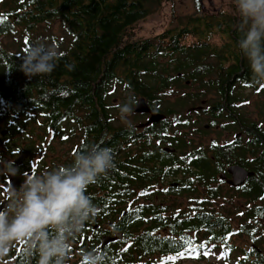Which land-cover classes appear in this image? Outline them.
Segmentation results:
<instances>
[{"label": "trees", "instance_id": "16d2710c", "mask_svg": "<svg viewBox=\"0 0 264 264\" xmlns=\"http://www.w3.org/2000/svg\"><path fill=\"white\" fill-rule=\"evenodd\" d=\"M217 1L220 9L213 11L208 5L204 12L196 0L197 14L176 28L136 38L138 25L167 0H0V40H13L11 49L0 41V124L13 130L16 120L33 123L37 115L39 137L48 131L53 138L67 137L78 151L90 139L110 137V103L116 94L143 97L166 114L170 105L162 94L172 85L187 88L185 82L201 83L205 95L214 91L213 104L224 100L231 109L245 102L242 92L248 91L258 97V108L264 112V85L253 80L238 46L242 33L235 0ZM55 22L63 38L43 37L40 30ZM37 39L54 44L63 55L50 74L29 78L20 71L18 57ZM161 60L168 61V67ZM189 99L183 96L175 106L184 107ZM116 130L113 127V141L121 136ZM119 161L126 163L127 156ZM127 189L125 176L113 183V237L118 238L109 256L113 264H160L164 257L172 264L179 259L201 261L212 248L227 262L264 264V255L247 254V245L235 244L233 237L242 235L231 234L226 218L215 217L209 223L200 209L194 219L162 220L155 215L142 225L126 205L131 198ZM158 213L141 209V215ZM163 229L169 233L164 235Z\"/></svg>", "mask_w": 264, "mask_h": 264}, {"label": "flooded vegetation", "instance_id": "af4514ba", "mask_svg": "<svg viewBox=\"0 0 264 264\" xmlns=\"http://www.w3.org/2000/svg\"><path fill=\"white\" fill-rule=\"evenodd\" d=\"M144 102L151 112L165 119L146 125L150 115L135 113L133 119H141V122L133 124L134 127L114 120L106 133L110 137L89 140L88 146L99 145L113 150L119 143V147L114 153L113 168L87 189L86 194L98 213L94 222L87 223L73 242L68 264H81L82 253L91 250L104 256V264H113L109 257L113 253V243L102 249L101 242L104 237L114 236L113 183L122 176L127 179V191L131 195L126 205L132 210L134 220L141 219L142 225L155 215L162 220L171 216L179 220L194 219L200 209L209 217V223L214 222L215 217L226 218L232 228L231 234H241L249 243L247 254L253 251L263 256L258 245L262 246L264 240L261 233L264 232V124L244 121L241 109L229 108L224 100L220 105L201 100L200 105L185 109L182 117L183 109L180 108L183 107L170 106L163 114L162 108L150 106L146 99ZM12 125L13 130L0 124V158L14 160L19 168V174L13 176L17 184L12 181L16 188L23 184L25 173L40 175L61 165L68 166L75 153L87 147L83 144L77 151L72 140L60 136L53 138L49 131L46 137H39L33 123L16 120ZM113 127L118 135L121 132L114 141ZM123 156H127L126 163L119 161ZM231 167L251 174L243 185L232 187L229 184L232 176L228 169ZM9 183L8 177L0 176V201H4ZM165 200L171 207L165 206ZM230 202H234L237 218L226 216V210L223 213L224 205ZM136 209L140 211L135 213ZM141 209L159 213L141 215ZM170 209L174 212L167 216ZM161 231L164 235L169 233ZM37 259L36 254H29L26 246L20 243L0 260V264H36ZM164 263L172 264L170 260Z\"/></svg>", "mask_w": 264, "mask_h": 264}, {"label": "clouds", "instance_id": "9594fccd", "mask_svg": "<svg viewBox=\"0 0 264 264\" xmlns=\"http://www.w3.org/2000/svg\"><path fill=\"white\" fill-rule=\"evenodd\" d=\"M235 4L242 33L239 49L249 62L253 80L264 85V0H235ZM62 55L54 44L37 39L18 57L20 71L29 78L50 74ZM138 103L131 95L117 105L121 122L129 128L134 127L129 117L136 115ZM114 161L111 148L89 145L68 166L40 175L25 173L19 188L9 183L0 201V260L22 243L29 254L38 256L36 264H68L73 242L98 213L87 189L113 168ZM18 174L14 160L0 158V176ZM81 264H104V256L97 250L84 251Z\"/></svg>", "mask_w": 264, "mask_h": 264}, {"label": "rangeland", "instance_id": "374dc122", "mask_svg": "<svg viewBox=\"0 0 264 264\" xmlns=\"http://www.w3.org/2000/svg\"><path fill=\"white\" fill-rule=\"evenodd\" d=\"M197 1L200 3L201 9H203L204 12L209 11L208 5L210 6V9L213 11L221 8V7L220 8L218 7L217 0H197ZM155 12L156 13L153 14L149 19H147L146 21H143L142 23L138 25L139 28L136 31V38L137 37L142 38L147 35L158 33L162 30L164 31L167 29L176 28L177 25H179L182 22H185L188 17L194 16L197 14L196 0H167V4L162 9H159V11H155ZM40 32L44 33V35H42L43 37L46 38V37H50L51 35H53L54 37H56V40H60L64 36L63 30L61 29L59 23L57 22H55L46 31L40 30ZM45 38H42V40H45ZM0 41H1L2 46L4 45L5 47L11 49V46H12L11 44L13 43L12 38L11 39L2 38ZM160 64H162L165 67H168L169 62L166 60H161ZM164 76L167 77V75H164ZM181 84L183 85V81ZM185 87L187 88H181L179 86L172 85V87H170L168 91L162 94V95L167 96L166 101H168L169 103L168 105L172 106V108L174 107L177 108L175 104L177 100H179V98L183 96H187L190 98L188 100V103L185 104L183 108H180V109H183L181 113V117L183 116L185 109H189L191 107H194L195 105L196 106L200 105L201 100H207L208 104H210L211 101L215 100V94L213 92L205 95L206 92L201 86V83H198L195 85L192 83H188V85H186ZM242 93H243L242 99H244L245 102L241 103V106H239L238 108V109H241L240 113L242 114V116L248 118L249 120L258 121L264 124V121H263L264 115L262 114V117H260V113H264V112L262 111V109H259L258 108L259 106L257 105L259 101L258 97L256 95H252L248 91H243ZM162 95H160L159 98H161ZM128 97H129L128 94L123 95L121 93V94H116V96L111 99L110 104L113 105V109H112L113 119L117 121L115 123L125 125L124 123L121 122L119 118L120 114H119V109L117 105L124 103ZM33 119H34L33 127L37 128L35 132L38 134V136L42 135L41 131L38 128V125L36 124V123L40 124L41 120L39 119V117H37V115H34ZM129 119L132 121V124L141 122V119H133L132 116L129 117ZM152 202L154 203L155 201L152 200ZM163 202L167 208L171 207L169 201L165 200ZM233 207H234V202H230V204L227 206L224 205L223 213L226 210V213H225L226 216H232L234 218H237L238 216H235L236 213L234 212ZM185 210L186 209H184L183 211ZM172 212H174V210L170 209L169 211L166 212V215L170 216ZM261 233L264 234L263 230L261 231ZM233 241L235 242L237 246H242L245 244L249 246V243L242 236L233 237ZM258 248H260V250L262 249V251L264 252V240L262 241V246L258 245ZM167 260H168L167 257L162 258L160 261V264H165L164 261L166 262ZM177 264H234V262L224 261L221 258V255L217 251H214L212 248L206 253V256L201 261H195V260L186 261L183 259H179L177 260Z\"/></svg>", "mask_w": 264, "mask_h": 264}, {"label": "water", "instance_id": "95a60500", "mask_svg": "<svg viewBox=\"0 0 264 264\" xmlns=\"http://www.w3.org/2000/svg\"><path fill=\"white\" fill-rule=\"evenodd\" d=\"M138 100H139V103H138V106L135 109V113L136 114H149L150 115V118L147 121L146 125H150L152 123H157V122H160V121L165 119V117L163 115L151 112L149 110V108L147 107V105L145 104L143 98H140ZM20 159L23 160L24 156L20 157ZM228 173L232 176V179L229 182V184L232 187H238V186L243 185V183L246 181V179L251 175V174L245 172L243 169H241L239 167H231V168H229L228 169ZM8 178H9L10 183H11L12 186H14V183H12L13 180H15V184H17L16 178H14L13 176H10ZM263 222H264V220H263ZM117 240H118L117 237H113V238L104 237L102 239V242H101V248L103 249L108 244L117 242Z\"/></svg>", "mask_w": 264, "mask_h": 264}, {"label": "snow or ice", "instance_id": "6c2138e0", "mask_svg": "<svg viewBox=\"0 0 264 264\" xmlns=\"http://www.w3.org/2000/svg\"><path fill=\"white\" fill-rule=\"evenodd\" d=\"M21 2H23V0H21ZM180 255H183V253H180ZM173 259H175V258H173Z\"/></svg>", "mask_w": 264, "mask_h": 264}]
</instances>
